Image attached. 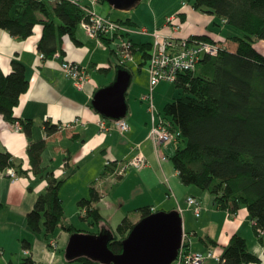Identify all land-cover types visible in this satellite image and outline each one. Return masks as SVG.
Here are the masks:
<instances>
[{
	"label": "trees",
	"instance_id": "16d2710c",
	"mask_svg": "<svg viewBox=\"0 0 264 264\" xmlns=\"http://www.w3.org/2000/svg\"><path fill=\"white\" fill-rule=\"evenodd\" d=\"M192 1L195 9L224 19L239 34L228 38L236 44L235 48L220 44L217 55H204L195 71L181 73L175 83L182 94L165 105L164 118L173 130L180 132L183 146L177 147L171 159L180 180L210 192L218 207L234 214L246 206L254 220L256 234L264 244V235L259 234V230L264 231V52L255 45L258 39L264 40V0ZM89 19L83 3L76 0H0V31L6 30L14 37L26 39L33 34L36 25L43 26L38 44L43 58L53 57L58 52L64 54L67 35L80 43L76 30L83 20ZM112 19L132 23L129 17ZM102 38L104 44H110L111 38ZM192 38L215 42L208 35ZM129 40L132 53L140 51L144 59L149 58L150 42ZM115 51L112 49V53ZM29 85L26 65L20 59L12 60V70L8 74L0 66V114L12 123L20 122L32 137L34 121L15 116V108ZM44 127L51 135L59 130L60 124L46 120ZM46 147L45 138L31 139L28 145L31 171L45 178L48 184L27 214V224L33 232L44 233L50 241L58 229L70 234L83 231L65 218L60 189L69 175L60 178L54 170L43 165ZM9 167H14L18 175L28 173L21 161L10 152L0 150V170ZM118 167L119 161L109 162L103 175L114 173L118 176ZM101 197L93 184L89 196L78 202L81 210H86L84 218H91L97 226L104 219L96 206ZM138 210L141 218L154 213L150 206ZM138 221L127 214L115 233L106 228L95 234L102 230L108 232L110 249L121 253L124 239ZM201 239L207 245L216 244L209 236ZM189 245L186 239L184 247L190 248ZM23 247L30 248V241L23 239ZM260 260L250 250L247 240L234 234L219 264H249ZM71 262L102 264L85 256ZM20 264L37 262L32 256H23Z\"/></svg>",
	"mask_w": 264,
	"mask_h": 264
},
{
	"label": "crops",
	"instance_id": "0c3cea01",
	"mask_svg": "<svg viewBox=\"0 0 264 264\" xmlns=\"http://www.w3.org/2000/svg\"><path fill=\"white\" fill-rule=\"evenodd\" d=\"M183 6H187V4L183 2ZM209 15L215 14L202 11V14L198 15L196 11H190L186 7H182L176 13L166 14L163 20H159L155 13H153V21H139L130 14L126 18H132L131 25L147 29L148 33L139 31L136 33L137 37H133L130 33L124 38L132 39L137 43L150 42L152 44L151 34L158 29L163 34L175 38L208 35L219 44L232 42L228 41L230 36H223L214 28H210ZM169 16L176 17L178 28L166 22ZM142 23H148L153 30ZM221 23L228 24L224 19H221ZM42 34L43 26L40 24L36 25L33 34L26 39L14 37L6 30L0 31V66L3 72L10 73L12 60L18 58L26 65L30 81L29 89L21 96L20 102L15 108V116L27 121H34L32 137H29L23 129H16L14 123L0 114V150L10 152L28 170L27 174L19 175L18 179H14L8 174V168L0 170L1 264H14L12 255L17 254L20 246L23 256H32L37 263L79 264L71 263L67 260L66 255L59 254L62 249L66 251L65 248L71 237L69 232L61 230L59 237H52L45 243L37 237H32L30 240L27 236L30 234L28 232L30 227L26 221L27 214L33 208L38 196L46 190L48 184L45 178L31 171L28 155V145L31 139L45 138L47 140V147L43 152V165L54 170L60 178L69 175L65 184L73 175L81 171L86 173L84 184L75 186L68 196L66 193H62L61 189L60 196L64 208L65 198H69L68 201H73L76 204L77 211L74 213H79L82 219L88 220V218H84L86 210H81L78 202L89 196L90 188L94 184L102 196L101 200L96 203L104 217L98 226L100 229L107 228L115 233L118 224L127 214H130L134 221L140 220L141 214L138 209L143 206H150L153 212L158 211L157 205H162L165 200L161 197L164 184L169 183L175 200L179 201V194L176 189L174 190V182L177 183L175 178H179L178 171L163 150L165 143H162L157 150L155 141L149 137L152 115L148 108L146 109L147 106L143 103L145 105L144 116L140 120L132 117L135 115L129 113V106L126 117L130 118L131 128L122 133L117 129L114 121L97 112L92 105L96 91L111 84L116 78L119 65L123 64L116 48V51L112 53L114 47L111 48L110 44H104L101 40L91 37L80 24L76 30V38L80 43L67 35L64 37V54L58 52L53 57L43 58L38 50ZM148 34L150 38L147 37ZM113 41L114 39H110V42ZM232 47L235 48L236 44L234 43ZM65 59L87 67L89 78L83 87H77L72 79L65 76L61 67V63ZM116 60H119V63H115ZM145 62L147 60L140 62V65L142 66ZM123 65L128 68L126 63ZM104 68L106 70H103ZM157 114L162 116L158 110ZM76 118H79L80 122L74 127L60 129L51 135H48L45 130L44 122L46 120L64 125L73 122ZM127 118L125 119L128 120ZM101 120L105 121L107 129L100 127ZM148 142L153 148L150 151L145 148ZM139 155L144 156L147 160L145 166L137 167V170L131 169L120 177L114 173L103 175L109 161H130ZM164 156H167V159H163ZM71 171L75 173L72 176ZM187 188L189 194L187 197L195 196L202 205L201 215L199 217L194 215L196 221L191 229L185 226L183 220L184 233L190 243L189 247L192 251H213L215 254L203 264H219L224 248L229 244L234 234L243 236L247 240L250 250L261 258L258 264H264V244L256 234L254 220L246 206L233 214L218 207L214 202L213 195L207 197L203 191H198L195 187L188 186ZM171 197L167 193V199L171 200ZM107 198H111L114 202L107 201ZM105 204L109 205L107 210H105ZM171 207L170 210H176L174 205ZM190 209L193 211L192 207ZM190 209L187 210L190 211ZM113 210H116L117 213L120 210H124V212L114 223H110L107 216ZM177 210H179L178 207ZM184 211L185 209L182 207V211L179 212L182 215ZM185 221L187 222V219ZM10 222L16 224L17 227L11 226L14 229H9L10 226L7 225ZM206 236L212 238L216 244L207 245L201 239ZM23 239L30 241V248L23 247ZM23 256L18 261L19 264Z\"/></svg>",
	"mask_w": 264,
	"mask_h": 264
},
{
	"label": "built area",
	"instance_id": "2783aa9c",
	"mask_svg": "<svg viewBox=\"0 0 264 264\" xmlns=\"http://www.w3.org/2000/svg\"><path fill=\"white\" fill-rule=\"evenodd\" d=\"M82 2V0H76ZM96 0H90L89 3H83V8L90 15L89 20H83L82 25L86 29L87 33L94 38H97L103 42L102 37H108L115 39L121 37L122 42L120 44V50L117 52L121 57V63L125 64L128 59L132 58V41L124 38L125 35L130 34L129 30L124 28V23L113 20L111 17L101 15L95 11L91 5ZM168 24H176V17L169 16L166 19ZM141 32L148 33L147 29H142ZM153 41L151 44L150 55L148 58V70L150 74V91L143 97L148 101V110L152 115L151 128L149 137H151L156 144L157 150L162 143H179L181 134L179 131L173 130L171 123L163 116L157 114V109L153 101V92L155 87L163 81L176 83L180 74L183 72H191L197 69V66L201 58L206 55H217L220 50V44L218 42L194 39V38H175L171 35H165L160 30L156 29L152 32ZM44 57L43 54H40ZM62 70L67 78L72 79L76 86L81 88L88 80L87 67L78 62L64 60L61 63ZM80 122L79 118H76L73 122L67 124H60V129L71 128ZM99 125L102 129H107L105 121L101 120ZM117 129L125 133L130 130V124L126 119H121L116 122ZM14 126L18 130H22L23 126L20 122L16 121ZM163 159H167L164 156ZM110 162V161H109ZM108 162V163H109ZM147 164V160L144 156L139 155L134 159L125 162H120L118 167V175H123L128 166L143 167ZM8 174L14 179H18V173L15 168L9 167ZM188 204L192 207L195 215L199 217L202 211V205L198 198L195 196H189L187 199ZM179 211H182V207L179 205ZM260 235H264L263 230H259ZM186 240V233H184L182 247L179 254L173 264H203L208 259L212 258L215 254L213 251L201 252L192 251L190 248L184 247ZM41 264V263H37ZM249 264H258V262H250Z\"/></svg>",
	"mask_w": 264,
	"mask_h": 264
},
{
	"label": "rangeland",
	"instance_id": "374dc122",
	"mask_svg": "<svg viewBox=\"0 0 264 264\" xmlns=\"http://www.w3.org/2000/svg\"><path fill=\"white\" fill-rule=\"evenodd\" d=\"M82 1H83V3L84 2L89 3L90 0H82ZM183 2H185L187 4V6H183ZM92 4L93 5H91V7H93L97 13L104 15V16H108V17L111 16V17L117 18V19L126 18L127 16L132 14V16H134L139 21H153V19H154L153 13H155L156 17L158 15L159 20H163L164 16L166 14H170L173 12L176 13L182 7H186L190 11H196V13L198 15L202 14L201 10L194 9V7L192 6L193 5L192 0H141L140 4L136 8L132 9L129 12H125L122 10L115 9V8L111 7L108 2H101L100 0H96ZM209 17H210L209 21H211L210 28H214V30L216 32L222 34L223 36L227 37V36H232L234 34H239L238 30L234 26H232L230 24H222L220 17H218L216 15H209ZM215 22H217V24H215ZM142 24H145V23H142ZM123 25H124V28L126 30H129L131 32V35L133 37H137L136 33L139 31L141 32V30H142L141 27L138 25H131V24H123ZM150 25H153V24H150ZM145 26H147L149 29L151 28L148 25V23H146ZM151 29L153 30V28H151ZM147 37L150 38V35L148 34ZM139 38H142V37H139ZM139 38H137V39H139ZM121 42H122V38L116 37L113 42H110V45L112 46L111 48H113V47H114V49L116 48V50L118 52L120 50ZM225 45L229 49L234 48V47H232L234 45V43H232V42H228ZM255 45L260 51L264 52V40L263 39L262 40L258 39L256 41ZM131 54H132V58L128 59L126 61V66H128V68L133 73V82L131 83V86H130L129 91H128L129 92L128 93V102H129V106H130L129 113L135 115V116H132L133 118H137L140 120V118L141 117L143 118V116H144L145 105L147 106L146 109L148 108V101H147V99L143 100V97L150 91V88H151L150 74H149L148 63H147L148 59H144L141 52L131 53ZM146 60H147V62H145L141 66L140 62H143ZM115 63H119V60H116ZM115 63H114V65H115ZM181 94H182V90L179 89L176 86V84L172 83V82L163 81V82H160L155 87V90L153 92V101H154V104H155L157 110L161 113V115L163 117H164L165 105L168 102L173 101L175 98L181 96ZM127 119H128L127 120L128 123H129L130 118H127ZM111 121H114V120H111ZM129 124H131V122ZM150 128H151V125H150ZM178 146H183V142L177 143V145H175L173 143H165L163 150L170 157L169 161L171 163H173L171 157L173 156V154L176 151ZM145 148L148 151L153 149L150 142H148V144L145 145ZM126 162H128V161H126ZM131 169L137 170V167H134L131 165L128 166L126 168L125 174H127V172H129V170H131ZM73 173H74V171L70 172L71 176ZM85 176H86V173L84 171H81L78 174L73 175L71 177V179L66 184L64 183L65 185L63 184L61 186L62 193H66L67 196L69 194H71L75 186H79V185H82L85 183ZM175 181L177 183L174 182V190L176 189L177 190L176 192H178V194H179V199H178L179 201L177 202L175 200V196H173V191L170 188L169 183H167V184L163 185V191L161 193V197L165 200L162 203V205L160 204L157 206H158L159 210L169 211L170 210L169 208H172L171 207L172 205L175 206L176 210H177V207L179 209V204H180L185 209L184 213H182V218L185 222V226L188 229H191L193 224L196 221V217L194 216L195 215L194 211H191V209H190L191 207L189 206V204L187 202V199H188L187 196L189 195L187 187L188 186L195 187V189H198V191H203L204 195H206L207 197H211L212 194L208 191L201 190L199 187H197L195 185H186L178 177L175 178ZM61 189H60V191H61ZM167 193L172 196L170 198L171 200L167 199ZM108 197H110V196H108ZM68 199L69 198H65V203H64L65 204V210H66L65 211L66 220L67 221L70 220L69 222L74 224L77 229H81L83 232L93 233V234L98 232L100 230V228L97 226V224L96 225L93 224V221L91 218H88V220H85V219L81 218L79 213H74L77 211L76 210L77 209L76 204H74L73 201H68ZM107 201L114 202L111 198H107ZM108 207H109V205L105 204V210H107ZM187 209H190V211H188ZM123 212H124V210H120L118 213L116 212V210H113L112 213L109 216H107V218L110 221V223H114L115 220L123 214ZM186 219H187V222L185 221ZM17 224H19V223L17 222ZM7 226H10V228L8 227L9 229H14L11 226L17 227L16 224H11V222ZM28 232L30 234H28L27 236L30 238V240L32 237H37L41 242L45 243L47 241V239L44 236V233H35L30 228H28ZM60 232H61V230L58 229L57 232L55 233L54 237H59ZM21 250H22V247L20 246L18 251H17V254H15L14 256L12 255L13 260H14V264H19L18 261L23 256ZM59 254L64 256L66 254V251H64L62 249L59 251ZM0 261H1V259H0ZM71 263H78V262H71Z\"/></svg>",
	"mask_w": 264,
	"mask_h": 264
},
{
	"label": "water",
	"instance_id": "95a60500",
	"mask_svg": "<svg viewBox=\"0 0 264 264\" xmlns=\"http://www.w3.org/2000/svg\"><path fill=\"white\" fill-rule=\"evenodd\" d=\"M115 9L129 12L141 0H106ZM133 75L119 66L115 80L96 91L94 109L112 120L125 119L129 105L127 92ZM184 238V223L178 210H160L141 218L123 241V251L113 252L109 247L110 235L76 232L71 234L66 247V258L75 261L88 257L102 264H173Z\"/></svg>",
	"mask_w": 264,
	"mask_h": 264
},
{
	"label": "bare ground",
	"instance_id": "6f19581e",
	"mask_svg": "<svg viewBox=\"0 0 264 264\" xmlns=\"http://www.w3.org/2000/svg\"><path fill=\"white\" fill-rule=\"evenodd\" d=\"M111 120H112V119H111ZM117 121H119V120H114L115 124H116ZM110 162H111V161H110ZM120 162H121V161H119V163H120ZM123 175H124V174H123ZM178 211H179V210H178Z\"/></svg>",
	"mask_w": 264,
	"mask_h": 264
}]
</instances>
